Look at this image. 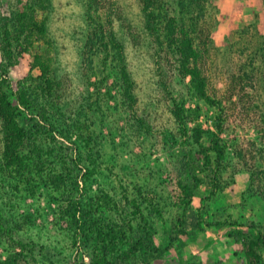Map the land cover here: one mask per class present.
I'll return each mask as SVG.
<instances>
[{"label":"rangeland","instance_id":"obj_1","mask_svg":"<svg viewBox=\"0 0 264 264\" xmlns=\"http://www.w3.org/2000/svg\"><path fill=\"white\" fill-rule=\"evenodd\" d=\"M164 1L175 12L179 0ZM210 1L215 28L206 71L215 105L197 96L190 76L182 75L173 55H160L146 29L140 0H51L47 13L60 82L49 101L55 102L68 137L57 136L60 142L53 154L58 169L66 170L78 160L74 175L80 188L75 193L85 204L120 224L122 210L135 228L143 213L155 243L166 248L182 200L176 183L179 158L189 148L199 155L196 128L203 141L213 131L221 137L225 157L220 187L212 195L201 184L191 204L204 212L212 228L204 226L190 244L171 247L161 258L147 262L139 256L137 264H248L242 244L230 232L248 233L250 226L264 230V0ZM17 2L0 0V24L12 17ZM97 22L107 39L114 31L124 44L134 102L126 98L117 78L113 53L104 56L96 38L102 36ZM32 61V55L24 53L11 68L14 85L28 73L40 74ZM178 111L187 134L176 118ZM3 148L0 121V156ZM41 172L33 169L29 184L0 176L4 219L19 225V240L38 246L37 264H74L77 250L68 222L61 217L66 197L45 182ZM12 250L0 237V264Z\"/></svg>","mask_w":264,"mask_h":264},{"label":"trees","instance_id":"obj_2","mask_svg":"<svg viewBox=\"0 0 264 264\" xmlns=\"http://www.w3.org/2000/svg\"><path fill=\"white\" fill-rule=\"evenodd\" d=\"M140 3L146 29L158 45L160 55H173L182 75L190 76V84L197 96L215 105L216 101L209 92L206 71L215 28L211 1L179 0L175 12L165 7L164 0H140ZM16 5L12 17L3 18L0 24V121L4 146L0 156V176L19 178L29 184L33 169H39L42 171L40 175L45 176V182L49 181L54 190L66 197L61 217L68 222L77 250L74 264H137L139 256L150 262L165 256L171 247L184 248L205 230L204 226L212 228L204 212L194 210L191 204L201 184H205L212 195L220 187L225 149L215 131L208 141H203L201 130L196 128L195 143L200 148L199 155L189 148L179 158L176 183L182 200L176 219L171 223L166 248L155 243L154 230L143 213L139 226L135 228L120 210L118 214L123 221L120 224L106 217L100 208L85 204L76 195L75 191L80 188L78 176L74 175L79 170L78 160L74 159L73 166L66 170L58 169L57 155L53 154V146L60 142L57 136L68 137L57 119L59 112L55 102L49 101L57 94L60 85L48 37L47 13L51 0H18ZM89 18L95 21L91 13ZM96 24L102 35L96 38L100 39L106 52L104 56L107 59L113 53L117 78L122 83L126 98L134 102V80L128 70L124 44L114 31L107 39L101 23ZM24 53L32 55V66L39 68L40 74L28 73L14 85L11 68L19 63ZM175 115L185 126L184 134H187L182 113L178 111ZM217 128L220 131L222 127L217 124ZM31 190L34 191L32 186ZM132 205L138 206L136 201ZM18 227L4 219L0 206V237L13 248L2 264H37L35 254L38 246L34 242L19 240L16 237ZM249 228H252L251 232L234 230L230 234L242 244L248 264H264V230L256 226ZM134 230L136 233L132 234ZM217 264L223 263L217 261Z\"/></svg>","mask_w":264,"mask_h":264}]
</instances>
